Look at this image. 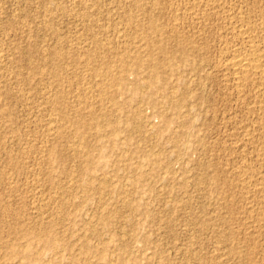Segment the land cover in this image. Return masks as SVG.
<instances>
[{
    "label": "rangeland",
    "instance_id": "374dc122",
    "mask_svg": "<svg viewBox=\"0 0 264 264\" xmlns=\"http://www.w3.org/2000/svg\"><path fill=\"white\" fill-rule=\"evenodd\" d=\"M0 264H264V0H0Z\"/></svg>",
    "mask_w": 264,
    "mask_h": 264
},
{
    "label": "bare ground",
    "instance_id": "6f19581e",
    "mask_svg": "<svg viewBox=\"0 0 264 264\" xmlns=\"http://www.w3.org/2000/svg\"><path fill=\"white\" fill-rule=\"evenodd\" d=\"M249 50H251V49H249ZM261 60H262V58H261ZM231 65L235 69V71L238 70V71H241V73L243 71H248V70H254V72L256 73L255 70H257L261 67L260 58L254 53H250V54L245 55V56H238V57L234 58L231 62ZM237 75L239 76V74H237ZM242 76H243V74H242Z\"/></svg>",
    "mask_w": 264,
    "mask_h": 264
}]
</instances>
